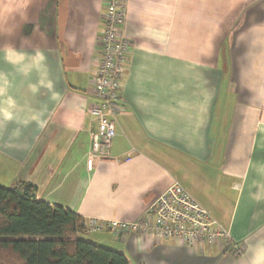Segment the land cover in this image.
I'll list each match as a JSON object with an SVG mask.
<instances>
[{
  "label": "crops",
  "instance_id": "obj_1",
  "mask_svg": "<svg viewBox=\"0 0 264 264\" xmlns=\"http://www.w3.org/2000/svg\"><path fill=\"white\" fill-rule=\"evenodd\" d=\"M127 7L123 106L110 158L91 165L105 0H0V186L33 184L129 264H264V0ZM174 183L241 255L87 231L91 219L137 222Z\"/></svg>",
  "mask_w": 264,
  "mask_h": 264
},
{
  "label": "built area",
  "instance_id": "obj_2",
  "mask_svg": "<svg viewBox=\"0 0 264 264\" xmlns=\"http://www.w3.org/2000/svg\"><path fill=\"white\" fill-rule=\"evenodd\" d=\"M127 15V0H105V27L99 39L100 58L91 81L93 93L99 100L90 109V115L97 123L89 155L91 165L110 158L117 118L123 106V82L131 50V42L125 31ZM104 230L116 236L134 233L154 243L179 241L199 250L205 246L230 243L233 244L235 255L242 253L230 231L179 183L171 185L137 222L91 219L87 223L89 233Z\"/></svg>",
  "mask_w": 264,
  "mask_h": 264
},
{
  "label": "trees",
  "instance_id": "obj_3",
  "mask_svg": "<svg viewBox=\"0 0 264 264\" xmlns=\"http://www.w3.org/2000/svg\"><path fill=\"white\" fill-rule=\"evenodd\" d=\"M85 220L37 200L24 181L0 186V264H129L121 251L81 237Z\"/></svg>",
  "mask_w": 264,
  "mask_h": 264
},
{
  "label": "rangeland",
  "instance_id": "obj_4",
  "mask_svg": "<svg viewBox=\"0 0 264 264\" xmlns=\"http://www.w3.org/2000/svg\"><path fill=\"white\" fill-rule=\"evenodd\" d=\"M96 237H97V235L93 234V235H89L88 239L93 240V241H97Z\"/></svg>",
  "mask_w": 264,
  "mask_h": 264
}]
</instances>
